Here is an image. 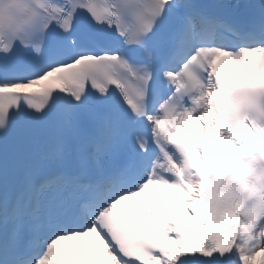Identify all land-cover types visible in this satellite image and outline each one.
I'll return each instance as SVG.
<instances>
[{"label":"snow or ice","instance_id":"obj_1","mask_svg":"<svg viewBox=\"0 0 264 264\" xmlns=\"http://www.w3.org/2000/svg\"><path fill=\"white\" fill-rule=\"evenodd\" d=\"M258 256L264 0H0V264Z\"/></svg>","mask_w":264,"mask_h":264},{"label":"bare ground","instance_id":"obj_2","mask_svg":"<svg viewBox=\"0 0 264 264\" xmlns=\"http://www.w3.org/2000/svg\"><path fill=\"white\" fill-rule=\"evenodd\" d=\"M253 264H264V258L258 256Z\"/></svg>","mask_w":264,"mask_h":264}]
</instances>
